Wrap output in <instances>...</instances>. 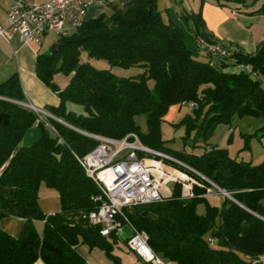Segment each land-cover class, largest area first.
Wrapping results in <instances>:
<instances>
[{"label": "trees", "instance_id": "16d2710c", "mask_svg": "<svg viewBox=\"0 0 264 264\" xmlns=\"http://www.w3.org/2000/svg\"><path fill=\"white\" fill-rule=\"evenodd\" d=\"M214 1H233L237 12L264 14V3L246 11L250 8L245 0ZM156 2L128 0L110 15L86 19L70 34L60 35L49 52L37 55L35 73L58 97L48 110L68 125L51 117L42 121L22 105L16 74L0 83V219H25L17 237L0 228V264H33L37 259L45 264H84L78 244L99 248L112 264H122L114 253L119 237L100 235L86 217L96 207L92 196L99 189L75 157L97 144L83 132L116 139L136 133L144 145L184 164L165 160L197 181L189 197H183L182 183L174 182L171 195L162 201L125 210L130 223L147 232L149 246L161 258L175 264H261L256 260L264 254V160H238L227 148L206 142L218 124L230 125L236 117L264 120V42L253 53L235 48L228 56L216 54V60L198 59L187 47L183 29L164 22ZM184 17L191 22L193 39L202 36L216 43L200 12ZM83 51L111 66H139L142 71L115 76L82 61ZM235 64L249 71L225 70ZM57 72L68 76L61 89L53 81ZM184 103L196 107L173 126H184L190 146L203 148L201 152L174 150L161 136L160 122L169 106ZM139 114L146 115L145 131L135 121ZM35 122L38 138L20 145ZM260 130L264 136V123ZM200 175L232 199L224 196L219 206L211 204L204 196L210 185ZM41 185L58 193L60 211L42 212ZM199 204L204 205L203 213L197 212ZM35 220L44 221L41 235Z\"/></svg>", "mask_w": 264, "mask_h": 264}, {"label": "built area", "instance_id": "2783aa9c", "mask_svg": "<svg viewBox=\"0 0 264 264\" xmlns=\"http://www.w3.org/2000/svg\"><path fill=\"white\" fill-rule=\"evenodd\" d=\"M92 3L93 0H48L43 3L15 0L7 12L6 26H0V37L7 40L10 35L18 34L23 44L40 45L50 31H55L59 36L68 35L86 20L87 10ZM196 44L200 50L220 56H228L231 52L202 36L196 37ZM28 107L42 121L45 120L42 116L51 117L68 125L51 114ZM45 124L54 131L47 122ZM83 133L97 141L96 146L86 154L75 155L85 175L99 189V193L92 196L96 207L86 215L89 223L98 226L102 236L114 233L123 237L128 249L134 251L143 262L164 264L149 246L147 232L137 230L128 220L125 210L162 201L165 195L161 191V182L169 178L168 174L173 169L165 160H176L144 145L133 132L119 139ZM201 177L217 189L210 180ZM262 200L264 202V195ZM124 224L131 230L128 237L123 230ZM208 240L213 243L212 238Z\"/></svg>", "mask_w": 264, "mask_h": 264}, {"label": "rangeland", "instance_id": "374dc122", "mask_svg": "<svg viewBox=\"0 0 264 264\" xmlns=\"http://www.w3.org/2000/svg\"><path fill=\"white\" fill-rule=\"evenodd\" d=\"M123 0H93L92 5L88 8L86 19L94 18L100 14L110 15L114 7H122L124 3H121ZM128 1V0H127ZM249 8H254L264 3V0H257L256 3H253V0H245ZM236 3L233 1L227 5H218L214 0H157L156 7L161 14L164 22H172L183 29L184 40L193 54L198 59L204 60L205 55H216L214 53H207L202 50H198L196 44V38L192 37V28L191 22L184 17L186 13H197L200 12L203 20L208 25H215V22L218 19H225L226 17L234 18L236 13L234 9ZM244 8V7H243ZM243 25L249 30L255 32L256 24L252 23L248 18H244L243 15H237ZM72 29L71 32H73ZM258 31V30H257ZM46 37V38H45ZM45 42L43 43V53L48 52L50 47L56 42L59 35L55 31H50L45 36ZM224 45V44H223ZM221 45L223 48L227 49L226 45ZM80 58L82 61H88L93 67L98 69H109L115 76H130L142 71V68L139 66H130V67H120V66H111L105 59H96L87 56L86 52H81ZM53 81L56 83L58 88H62L68 81V76L62 72H57L53 76ZM149 87H152L153 81H148ZM74 110H81L79 105L71 104ZM196 106L189 104H173L169 106L165 115L162 117L160 122V133L163 140H166V144L169 148L174 150H193L194 147H191V138L185 137L186 131L184 126H173L174 123L180 121L186 115L192 114V109ZM136 123L140 126L142 131L146 130V115L139 114L135 117ZM264 120L262 118H256L253 116L245 115L243 117H236L230 125L218 124L213 131L212 135L207 139L206 143L216 144L219 147L227 148L228 153L231 157H236L238 160L242 161H255L261 154L264 153V136H261L262 131L260 127L263 125ZM257 133V135H253ZM248 135H250L248 137ZM247 143V144H246ZM247 145V146H246ZM203 148H195V152H201ZM155 150V149H154ZM158 151V150H156ZM161 152V151H159ZM163 153V152H161ZM166 154V153H163ZM168 155V154H166ZM169 156V155H168ZM171 157V156H170ZM174 159V158H173ZM168 160V159H167ZM175 162V161H174ZM176 163L182 165L181 162L176 160ZM172 169L171 174H168V179L161 182V191L164 195V190L170 189L171 185L174 182H188L185 173L181 172L178 168L167 163ZM186 167V166H185ZM188 168V167H187ZM190 169V168H189ZM193 171V170H192ZM195 172V171H194ZM197 173V172H195ZM199 174V173H197ZM189 176V175H188ZM201 177V175H200ZM204 177V176H203ZM194 179V178H193ZM164 180V179H163ZM195 180V179H194ZM162 181V180H161ZM208 182V181H207ZM209 183V182H208ZM213 183V182H212ZM214 184V183H213ZM210 187L207 188L206 194L217 191V193H212L207 197L208 201L219 206L224 198V194L219 192L211 183ZM215 185V184H214ZM44 186V185H43ZM228 197V196H227ZM204 205L199 204L197 206V212L203 213ZM125 235L128 237L131 235L130 228L124 224L123 227ZM125 242L122 238H119L115 245L114 252L121 258L122 264H141L136 258L135 254L126 250ZM128 248V247H127ZM95 251L100 253L105 259L107 264H112L111 261L105 256L102 250L95 248ZM163 263H167L163 259Z\"/></svg>", "mask_w": 264, "mask_h": 264}, {"label": "crops", "instance_id": "0c3cea01", "mask_svg": "<svg viewBox=\"0 0 264 264\" xmlns=\"http://www.w3.org/2000/svg\"><path fill=\"white\" fill-rule=\"evenodd\" d=\"M14 1L15 0H0L1 27L6 26L7 12L13 5ZM33 1L37 3H43L48 0ZM125 2H127V0L121 1V3ZM250 10H252V8L246 11ZM234 13H236V16L234 18H230L228 16L225 19H218L215 22V25H208L205 23L206 30L212 35L216 43H218L219 45H226L223 46L229 50L237 48L246 53H253L258 47V45L264 42V14L250 15L247 12L237 11H234ZM237 15H243L244 18H248L247 20L251 22L250 24L255 23L257 26L256 29L258 31L255 30V32H253L249 30L250 28L245 27ZM45 38L40 45H37L34 43L23 44L18 34L10 35L7 40L0 37V83L5 81L11 75L16 74L20 80V84L24 94V101L20 103L27 107L28 105L32 106L35 109H39L45 112L46 114H51L48 110V107L56 105L58 103L57 93L52 91L47 85H45L35 73L36 57L38 54L43 53L42 46L45 42ZM198 50L200 49L198 48ZM209 57H212L214 60H216L215 58L217 56H209L208 54H206L204 60H207ZM225 70L228 72H248L249 68L247 66L235 64L228 66ZM184 104L191 105L190 103ZM44 118L45 117L42 116V119ZM39 134V128L37 126V122H35L34 125L25 133L23 139L20 142V145L31 144L34 140L38 138ZM263 160L264 153L261 154L260 157L257 158V160L252 161V163L258 164ZM185 176L186 178H188V182L182 183V195L183 197H189V195L192 193L191 185L193 183H197V181L188 175ZM171 189L172 185L170 189L165 188L164 195L166 197L171 195ZM212 193H217V191H213ZM212 193H205L204 196L207 198ZM38 204L42 212L45 214H53L55 212L60 211L61 208L58 193L53 188H49L45 185H41L39 187ZM24 223V218L17 216H7L0 219V228L8 234L17 237L19 236L24 226ZM43 225L44 221L42 220L34 221V226L40 235L42 234ZM119 238H122L123 241L126 242L123 237ZM76 249L77 252L84 258V264H107L102 255L95 251V248L89 249L85 244H78ZM126 250L135 254L136 258L141 264H148L143 262L134 251H131L127 247ZM256 261L260 262L261 264H264V254L259 256ZM33 264L45 263L41 259H37ZM165 264L175 263L168 261Z\"/></svg>", "mask_w": 264, "mask_h": 264}, {"label": "water", "instance_id": "95a60500", "mask_svg": "<svg viewBox=\"0 0 264 264\" xmlns=\"http://www.w3.org/2000/svg\"><path fill=\"white\" fill-rule=\"evenodd\" d=\"M183 166H185L184 164H182ZM216 186V185H215ZM218 191L221 192L222 194H224L225 196H228L230 199H232L229 194L227 192H225L224 190L220 189L218 186H216Z\"/></svg>", "mask_w": 264, "mask_h": 264}]
</instances>
